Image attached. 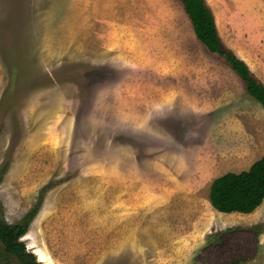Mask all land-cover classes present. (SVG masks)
Masks as SVG:
<instances>
[{
	"label": "rangeland",
	"instance_id": "obj_1",
	"mask_svg": "<svg viewBox=\"0 0 264 264\" xmlns=\"http://www.w3.org/2000/svg\"><path fill=\"white\" fill-rule=\"evenodd\" d=\"M205 2L264 82V0ZM263 150L264 107L181 0H0V215L41 197L22 241L42 264H264V201L208 200Z\"/></svg>",
	"mask_w": 264,
	"mask_h": 264
},
{
	"label": "trees",
	"instance_id": "obj_2",
	"mask_svg": "<svg viewBox=\"0 0 264 264\" xmlns=\"http://www.w3.org/2000/svg\"><path fill=\"white\" fill-rule=\"evenodd\" d=\"M196 38L208 49L217 53L243 82L247 95L264 107V82L247 63L226 46L219 34L213 13L205 0H181ZM7 163L0 167V182ZM212 208L221 213H251L264 201V152L250 166L239 172L228 171L215 177L208 191ZM41 197L16 223L7 222L0 215V264H42L35 253L22 241L29 223L37 214Z\"/></svg>",
	"mask_w": 264,
	"mask_h": 264
},
{
	"label": "crops",
	"instance_id": "obj_3",
	"mask_svg": "<svg viewBox=\"0 0 264 264\" xmlns=\"http://www.w3.org/2000/svg\"><path fill=\"white\" fill-rule=\"evenodd\" d=\"M242 104H244V103H242ZM244 105H245V104H244ZM241 108L245 109V107H243V106L241 105L240 107H237L236 111L241 110ZM204 109H205V110H204L205 112L207 111L206 113L209 112L210 114H212V113H214V112L217 113V114H223L224 111H225L223 107H222V108H217V106L206 107V108H204ZM230 111H231V107H229V112H230ZM212 115H213V114H212ZM263 152H264V150H263ZM263 152H262V153H263ZM262 153H261V154H262ZM261 154H260L257 158H259V157L261 156ZM257 158H256V159H257ZM256 159H255V160H256ZM222 174H223V173H222ZM220 175H221V174H220ZM218 176H219V175H218ZM216 177H217V176H216ZM209 185H210V184H209ZM208 187H209V186H208ZM262 203H263V202H262ZM258 207H259V206H258ZM258 207H257V208H258ZM257 208H256V209H257ZM256 209H255V210H256ZM255 210H254L253 212H251V213H247V214H240V213L237 214L238 212H233V213H231V214H233V215H247V217H249V218H253V214L255 213ZM251 241H252V240H251ZM251 241H250V242H251ZM250 242H249V243H250ZM255 247H256L255 245H254V246H250V250H251V249H254ZM242 252H243L244 254H247V252H248V248H244V249H242ZM239 264H240V263H239Z\"/></svg>",
	"mask_w": 264,
	"mask_h": 264
}]
</instances>
